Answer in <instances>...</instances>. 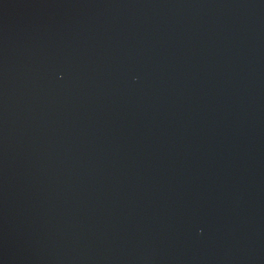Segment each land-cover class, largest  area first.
Returning <instances> with one entry per match:
<instances>
[{
	"label": "water",
	"instance_id": "1",
	"mask_svg": "<svg viewBox=\"0 0 264 264\" xmlns=\"http://www.w3.org/2000/svg\"><path fill=\"white\" fill-rule=\"evenodd\" d=\"M0 264H264V0H0Z\"/></svg>",
	"mask_w": 264,
	"mask_h": 264
}]
</instances>
